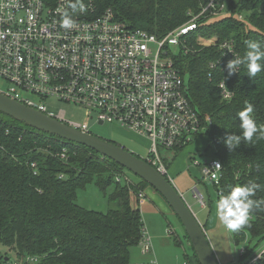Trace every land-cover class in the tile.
<instances>
[{
    "label": "trees",
    "instance_id": "obj_1",
    "mask_svg": "<svg viewBox=\"0 0 264 264\" xmlns=\"http://www.w3.org/2000/svg\"><path fill=\"white\" fill-rule=\"evenodd\" d=\"M226 1L231 13L200 18L198 30L188 36L189 50H177L174 59L189 102L201 117L207 149L214 150L223 164V178L219 184L213 183L218 196L226 194L230 186L252 181L261 185L252 198L264 200V140L254 145L242 141L231 151L223 143L226 135L240 133L238 112L246 101L253 105L251 115L257 124H264V71L253 79L242 65L238 73L228 75L225 79L235 95L225 100L218 88L225 75L221 68L210 67L221 51L217 45L205 46L197 39L199 32L208 38H233L243 57L245 40L264 44V0ZM95 2L99 11L112 8L129 27L162 38L191 17V10L198 14L206 0ZM114 168L123 167L84 145L0 112V246L17 257L38 255L43 264H130V248L139 243L144 223L140 207L132 205L130 189L116 179ZM89 183L102 191L116 183L109 194L112 207L108 211L87 209L79 203L78 193ZM248 231L264 239V204L253 208L249 223L235 231L236 241L247 238ZM246 247L248 252L240 256L239 264L259 248H253L251 242Z\"/></svg>",
    "mask_w": 264,
    "mask_h": 264
},
{
    "label": "built area",
    "instance_id": "obj_2",
    "mask_svg": "<svg viewBox=\"0 0 264 264\" xmlns=\"http://www.w3.org/2000/svg\"><path fill=\"white\" fill-rule=\"evenodd\" d=\"M81 2L85 9L72 12L70 0H54L53 4L46 0H0V79L9 83L0 92L88 133H91L89 119L96 113L99 122L118 123L146 136L150 140L146 160L171 179L169 157L161 150L184 148L203 132L201 117L189 102L174 55L179 49L189 50L188 36L198 30L200 18L231 13L227 1L206 0L199 14L189 13L192 18L187 23L162 38L129 27L112 8L99 11L95 0ZM65 12L74 20L71 28L61 26ZM237 15L240 19L245 17L241 12ZM203 38L197 39L200 42ZM211 40V45H217L222 55L210 67L222 69L225 77L218 88L223 99L231 100L235 92L225 79L226 65L241 54L233 38L220 40L214 36ZM150 44H156L157 51ZM24 92H31L40 100L25 96ZM45 99L83 106L88 110V118L79 124L68 121L63 110L54 115L48 111ZM216 163L221 165L219 169ZM195 164L201 165L204 181L220 183L223 164L215 154L204 164L196 160ZM116 178L121 182V177ZM194 195L202 205L206 203L197 189ZM143 197L140 194L138 198ZM141 232V252L149 254L151 236L145 226ZM238 252L245 256L248 249L242 245ZM261 260H264V247L244 264H258ZM0 264L43 262L38 255L14 260L0 253ZM130 264L159 263L150 259ZM182 264H193L188 254Z\"/></svg>",
    "mask_w": 264,
    "mask_h": 264
},
{
    "label": "rangeland",
    "instance_id": "obj_3",
    "mask_svg": "<svg viewBox=\"0 0 264 264\" xmlns=\"http://www.w3.org/2000/svg\"><path fill=\"white\" fill-rule=\"evenodd\" d=\"M191 11L189 13H192ZM191 18L192 17L187 18L184 23L174 29L187 23ZM200 36L199 32L197 37ZM212 38L213 37H205L202 40L200 39V44L211 46L213 42V40H211ZM150 47L154 49V51H157L158 46L156 44H150ZM8 86L9 83L1 78L0 89L6 90ZM24 95L28 97L32 96L34 99L40 100L38 96L31 92H24ZM45 102L48 111L54 115L58 114L60 110H63L65 112V118L68 121L82 124L86 122L88 118V110L83 106L56 99H45ZM93 115L94 117L89 119V131L92 134L122 144L127 149L143 158L149 156L150 147L147 145L146 141L138 138H131L128 131H126L128 129L120 127L118 123L105 122L100 124L97 114L94 113ZM194 140L195 141L190 145L177 151H161L163 155L169 157L172 163L177 159L178 162H176V164L180 162L181 158H189L191 164L190 172L179 179L175 177L172 181L177 189H179V186H188L183 197L197 216L196 211H198V207L201 203L198 198L195 197L194 191L197 189L204 197V201L208 206L207 214L211 211L212 202L217 200L218 192L212 182L202 179L201 165L195 164V160L204 164L205 160L214 154V150L207 149L208 137L205 132H200ZM161 148L162 147H160V149ZM114 170L116 171V177H121V184L129 187L131 192V203L134 207H140L142 220L143 223H145L144 226L147 228L152 239L151 253L143 254L140 244L138 243L130 248L129 262L133 263L156 259L159 264H182L186 258V254H188L193 264H199L179 218L170 206L165 203L163 197L159 193L158 195L154 194L152 188L146 186V184L131 171L125 168H114ZM169 177L172 179L171 175H169ZM115 186L116 183H113L106 191H102L95 183H89L79 191L78 201L87 209L106 212L112 207L109 203V194L114 190ZM146 187L148 191L145 190ZM144 191L146 192L144 193ZM140 194H144V197L141 199L138 198ZM157 198H159V201H157ZM204 229L220 264H239L240 255H238V249L242 245L248 246L249 242L252 243L253 248L259 246L255 251H259L264 247V239L254 237L250 231L247 232V238L237 242L235 231H229L220 221L218 224H215L214 228L205 226ZM170 231H172V233H170ZM0 250L5 255L8 254L14 260L17 258L16 253L8 251L5 247L0 246Z\"/></svg>",
    "mask_w": 264,
    "mask_h": 264
},
{
    "label": "water",
    "instance_id": "obj_4",
    "mask_svg": "<svg viewBox=\"0 0 264 264\" xmlns=\"http://www.w3.org/2000/svg\"><path fill=\"white\" fill-rule=\"evenodd\" d=\"M0 112L37 130L84 145L137 175L154 188L177 215L199 264H220L204 226L181 192L171 179L161 174L146 158L137 155L123 145L82 131L2 92H0ZM99 123L103 124L102 121Z\"/></svg>",
    "mask_w": 264,
    "mask_h": 264
},
{
    "label": "clouds",
    "instance_id": "obj_5",
    "mask_svg": "<svg viewBox=\"0 0 264 264\" xmlns=\"http://www.w3.org/2000/svg\"><path fill=\"white\" fill-rule=\"evenodd\" d=\"M69 7L72 12L85 9L81 0H70ZM74 23L71 15L65 12L61 18V26L71 28ZM246 52L243 57L236 55L235 58L228 61L226 68L228 75L231 76L239 72L243 65L246 69V75L255 78L258 73L264 71V44L256 40H245ZM231 51V50H229ZM253 105L245 102V107L238 112L240 120V133H230L223 138V143L231 151L237 148L243 141L245 144L254 145L257 141L264 140V124H257L253 116ZM219 169L221 165L215 164ZM261 185L249 181L246 184H237L230 186V190L220 193L215 201V211L218 220L229 231H238L247 225L250 220V213L255 207L264 204V200H254L257 190Z\"/></svg>",
    "mask_w": 264,
    "mask_h": 264
},
{
    "label": "crops",
    "instance_id": "obj_6",
    "mask_svg": "<svg viewBox=\"0 0 264 264\" xmlns=\"http://www.w3.org/2000/svg\"><path fill=\"white\" fill-rule=\"evenodd\" d=\"M126 131H128L129 136L131 138H134V139L138 138L140 140L146 141L147 145L150 146V140L146 136L140 135V134L133 132L131 130H126ZM177 160L174 163L170 162L168 165V167H169L168 172H169V175L172 176V180L175 177L179 179L180 177L184 176L185 174L187 175V173L190 172V169H191V164H190L189 158H187V157H185V159L181 158L180 162L176 164V162H178ZM187 189H188V186L183 185V186H179L178 190L183 195V194H185ZM145 190H147V187ZM145 192L146 191H144V193ZM152 192L154 194L158 195V192L154 188H152ZM157 201H159V198H157ZM164 201H165V199H164ZM165 203L167 204L166 201H165ZM211 207L212 208H211V211L209 214H207V212H208L207 203H205L204 205L200 204V206L198 207V211H196L197 217L200 220V222L203 224L204 228H205V226H209L210 228H214L215 224H218V222H219L218 217L216 215V211H215V202H212Z\"/></svg>",
    "mask_w": 264,
    "mask_h": 264
}]
</instances>
